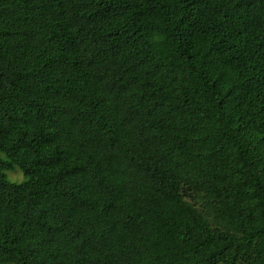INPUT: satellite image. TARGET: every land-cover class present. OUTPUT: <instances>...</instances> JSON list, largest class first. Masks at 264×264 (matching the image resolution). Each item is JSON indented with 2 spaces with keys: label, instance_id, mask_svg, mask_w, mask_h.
Instances as JSON below:
<instances>
[{
  "label": "trees",
  "instance_id": "1",
  "mask_svg": "<svg viewBox=\"0 0 264 264\" xmlns=\"http://www.w3.org/2000/svg\"><path fill=\"white\" fill-rule=\"evenodd\" d=\"M0 264H264V0H0Z\"/></svg>",
  "mask_w": 264,
  "mask_h": 264
},
{
  "label": "rangeland",
  "instance_id": "2",
  "mask_svg": "<svg viewBox=\"0 0 264 264\" xmlns=\"http://www.w3.org/2000/svg\"><path fill=\"white\" fill-rule=\"evenodd\" d=\"M6 178L9 182L20 183L24 180L22 173L18 170L7 171Z\"/></svg>",
  "mask_w": 264,
  "mask_h": 264
}]
</instances>
